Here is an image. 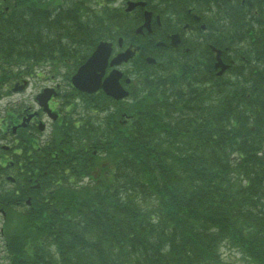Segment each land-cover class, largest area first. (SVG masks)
<instances>
[{
  "label": "trees",
  "instance_id": "1",
  "mask_svg": "<svg viewBox=\"0 0 264 264\" xmlns=\"http://www.w3.org/2000/svg\"><path fill=\"white\" fill-rule=\"evenodd\" d=\"M9 1L0 6L7 66L64 63L88 36L123 24L100 0ZM231 22L255 41L236 43L226 75L171 54L127 102L85 99L96 109L87 128L57 132L61 153L30 166L45 175H21L8 196H23L27 177L42 185L25 210L7 211L6 264H226L223 248L264 264V11Z\"/></svg>",
  "mask_w": 264,
  "mask_h": 264
},
{
  "label": "flooded vegetation",
  "instance_id": "2",
  "mask_svg": "<svg viewBox=\"0 0 264 264\" xmlns=\"http://www.w3.org/2000/svg\"><path fill=\"white\" fill-rule=\"evenodd\" d=\"M195 1L199 2V0H195ZM212 3H213V0H207V2L205 4H203V6L206 9H210V8H212ZM221 9H222L223 12H225L227 10L223 4L221 5ZM227 11L229 12L230 10H227ZM134 12H136L135 17H136L137 24H141L143 22V20L140 21V19L138 18V15H139V13L143 14L142 11H140L138 8H136ZM176 18L179 19V16L177 15ZM161 21L164 23L163 19H161ZM150 27L151 28H150V31L148 32V34H146L144 32V28H142V30L139 31V32H137L134 29V33L130 37L126 38L120 45H122V46L125 45L126 46L128 44H139L140 46L143 47V49H145V55H147V54L154 55L152 53H155L157 51V59H158L159 54L161 53V49L162 48L170 49V50H173V51H177L178 50V48H179L178 45L169 46V45H166V44L163 45V44H159L158 43V41L167 42L169 40V38H168V33L164 29V26L160 23V19L155 17V15L154 16L152 15V18L150 20ZM196 27H200V26H198L195 23L192 14H189V16L187 18L181 20L177 24V27H176V30L180 34V41H182L181 39L183 38L184 35L188 36L191 32H193L196 29ZM176 30H174V31H176ZM170 32H172V31H170ZM139 34H141L140 37H142L141 38L142 40L140 39V37H138ZM135 39H138L139 42L137 40L135 41ZM136 54H137V52H136ZM127 84H129V83H126V87L128 88L129 86ZM49 106H50V108L52 110H55L56 112L59 111L58 103L55 102L54 99L50 100ZM44 115H46V114H44L41 110H36L35 113L29 119L24 121V126L26 124H27L26 128H31L33 126H36L35 122L38 119L39 120L40 119L41 120L44 119V117H45ZM59 116H60V112H58L57 117L55 116L54 119H50V121L55 122L56 120L59 119ZM46 118H47V115H46ZM20 119L15 117V119L11 120V123L13 122L14 125L16 126L14 128V130L10 126V130L15 136L18 134L19 130L22 129V127H20L18 125V123L20 122ZM47 120H49V118H47ZM11 145L18 146V140L15 138L13 143H11ZM13 151H15V150H13Z\"/></svg>",
  "mask_w": 264,
  "mask_h": 264
},
{
  "label": "water",
  "instance_id": "3",
  "mask_svg": "<svg viewBox=\"0 0 264 264\" xmlns=\"http://www.w3.org/2000/svg\"><path fill=\"white\" fill-rule=\"evenodd\" d=\"M109 43L100 42L93 54L87 58V60L80 66L78 71L72 76L73 84L84 91L91 92L99 87H102L106 93L113 97L119 98L126 95L116 79L119 73H112L104 79L103 82L100 80V74L98 70H102L106 63V58L109 55ZM126 59V57L114 58L111 62H120ZM47 96L44 97L46 99Z\"/></svg>",
  "mask_w": 264,
  "mask_h": 264
},
{
  "label": "rangeland",
  "instance_id": "4",
  "mask_svg": "<svg viewBox=\"0 0 264 264\" xmlns=\"http://www.w3.org/2000/svg\"><path fill=\"white\" fill-rule=\"evenodd\" d=\"M117 5H120L121 2L116 3ZM99 8V7H98ZM37 89V87H35L34 82L32 83L31 87L29 90L26 91V93H19V94H11L10 96H7L5 98H2L0 100V112L3 111L2 105L3 104H7V106L12 107V104L15 105H19L21 106V102L19 101L21 98L23 97H27L28 99H30L31 95L33 94V92ZM3 188L5 189H10L11 184L8 182H2L1 185ZM2 218L0 216V227H1V222ZM1 239H0V251H1ZM223 254L225 255V262L226 264H246V262L244 260L241 259V256L238 252L236 251H232L231 253L228 250H224L223 249ZM0 264H4L3 261L0 262Z\"/></svg>",
  "mask_w": 264,
  "mask_h": 264
},
{
  "label": "bare ground",
  "instance_id": "5",
  "mask_svg": "<svg viewBox=\"0 0 264 264\" xmlns=\"http://www.w3.org/2000/svg\"><path fill=\"white\" fill-rule=\"evenodd\" d=\"M251 1H257V0H251ZM206 2H207V0H199L198 3L195 2L194 4L203 5ZM223 5L225 7H231V5L229 3H224ZM168 12L170 13V9L165 4H163V3H157V18L158 19L161 18L164 13H168ZM243 15H245V14H243ZM232 33L235 36V39H236V36H238V38L236 39V40H238L239 37H240V34H241L240 30L237 29V28H234L232 30ZM211 35L214 36V34H211ZM216 37L217 38H221V37L224 38V35L223 34H217V35H215V38ZM191 45H192V48L194 50H196V51L201 50V46H200L199 42L193 40V41H191ZM205 56H206V58H209V55H205Z\"/></svg>",
  "mask_w": 264,
  "mask_h": 264
}]
</instances>
